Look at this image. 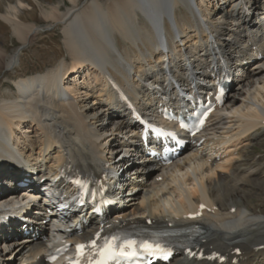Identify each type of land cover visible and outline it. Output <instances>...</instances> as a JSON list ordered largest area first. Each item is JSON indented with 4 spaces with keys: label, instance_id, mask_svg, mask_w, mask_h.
Segmentation results:
<instances>
[{
    "label": "bare ground",
    "instance_id": "6f19581e",
    "mask_svg": "<svg viewBox=\"0 0 264 264\" xmlns=\"http://www.w3.org/2000/svg\"><path fill=\"white\" fill-rule=\"evenodd\" d=\"M67 1L70 7L64 11L51 5L45 15L62 35L64 56L53 68L27 77L19 69L22 48L13 55L6 48L0 51V192H11L16 180L26 174L45 177L44 169L54 168L56 175L93 177L122 169L123 206L113 216H105L103 226L91 223L85 238L116 225L182 224L204 206L195 241L198 251L204 256L221 254L225 262L220 264H264V213L252 211L245 194L248 184L256 181L253 178L264 179V165L258 160L244 167L240 160L250 142L264 135V17L259 16L264 13V0H238L257 11L255 16L246 13V23L242 12H234V0H205V6L199 1L206 24L197 17L191 0H84L81 5L79 0ZM24 6L30 7L19 0L15 6L8 5L9 12L0 13L21 47L32 43L36 34V28L17 14ZM156 19L162 26L160 40L174 43L170 21L183 40L184 53L194 59L190 70L178 54L169 62L170 72L184 90L193 72L209 68L219 52L235 74L224 110L210 123L206 141L192 144L167 167L135 158L141 157L137 126L119 99L111 101L110 94L103 93L96 74V69H103L120 86L134 87L138 106L151 112L149 106L157 101L155 88L167 90L160 60L153 61L158 47L152 29ZM80 71L87 75L77 89ZM71 75L73 85L65 83ZM207 77L197 76L195 81ZM7 78L13 86L1 90ZM166 93L174 96L173 90ZM131 148L135 151L128 155ZM5 200L0 195V204ZM25 217L0 212L1 264H9L11 257L17 264L22 258L30 264L43 263L45 245L39 238L15 239L22 227L40 233ZM172 264L218 263L177 255Z\"/></svg>",
    "mask_w": 264,
    "mask_h": 264
},
{
    "label": "rangeland",
    "instance_id": "374dc122",
    "mask_svg": "<svg viewBox=\"0 0 264 264\" xmlns=\"http://www.w3.org/2000/svg\"><path fill=\"white\" fill-rule=\"evenodd\" d=\"M17 1L19 0H0V13L4 14L5 12H9L8 5L15 6L17 5ZM20 1L24 2L25 4H29L30 7L24 6V9L20 7L17 14L23 21H26L27 24H30L36 28L37 36L36 34L32 35L33 33H31V39H34L33 42L27 44L25 47H21L16 37L11 34L12 32H10L11 30L9 25L0 19V51H2L3 48H6L8 54L13 55L22 48V63L19 69L25 70V75L29 77L41 72L45 73L47 70L53 68L55 64L61 60V57L64 56L61 32L58 26H55L52 21L46 19L45 15L46 11L50 10L51 5H59L61 11H64L67 7H70V4L67 0ZM79 1L80 5L84 2V0ZM198 1L202 0H197V2ZM205 5L206 1L203 0V6ZM212 7L213 6L211 5L209 8L211 9ZM59 50L62 51L61 54L54 53V51L57 53ZM36 55H38V58L35 57ZM9 74L10 72H8V75ZM85 75H87V72L81 74L80 71V74H77V79L75 78V85L77 89L78 87H82V85L85 83ZM1 76L2 73L0 74V79ZM73 79L74 77L71 75V77L65 80V83L69 82V85H73ZM5 80L6 82L1 84V90H7L8 87L13 86V80L10 81L9 78ZM23 134L24 133H21L20 135ZM242 159L244 167L256 165L255 162L258 160L259 164L264 165V135L260 139L258 138L257 141L250 142L249 146L246 148L245 157L241 158L240 160ZM252 180L256 181L248 184V192H245L248 197L247 203L249 204V207L252 211L264 213V179L259 177V179L253 178Z\"/></svg>",
    "mask_w": 264,
    "mask_h": 264
},
{
    "label": "snow or ice",
    "instance_id": "6c2138e0",
    "mask_svg": "<svg viewBox=\"0 0 264 264\" xmlns=\"http://www.w3.org/2000/svg\"><path fill=\"white\" fill-rule=\"evenodd\" d=\"M116 238L112 237L111 240H105L104 245L102 247H97L96 242L92 241L90 247L96 250V254L99 259L93 261L89 259L88 264H109L110 261L114 260L116 257H135L138 255L135 250V241H127L122 242L119 247H117ZM89 247L85 244H79L76 246L78 257H82L85 255V249ZM140 247L150 255H156L158 252L162 251L159 246H153L149 243H142ZM129 249L130 251H125V249ZM76 264H80L79 259Z\"/></svg>",
    "mask_w": 264,
    "mask_h": 264
}]
</instances>
